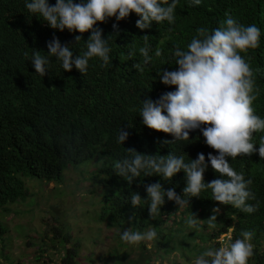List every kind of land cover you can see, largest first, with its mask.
Returning a JSON list of instances; mask_svg holds the SVG:
<instances>
[{"label": "trees", "instance_id": "1", "mask_svg": "<svg viewBox=\"0 0 264 264\" xmlns=\"http://www.w3.org/2000/svg\"><path fill=\"white\" fill-rule=\"evenodd\" d=\"M15 1L21 4L26 2L0 0V211L8 212L10 206L29 197L26 180L60 185L70 168L92 164L94 169L91 171H81L82 175H87L82 179L91 187H102L98 220L106 221L108 227L122 232L127 222L131 230L139 229L141 233L153 227L159 238L154 240L155 249L167 253L169 247H179L184 255L194 259L209 248H219L220 244L215 239L229 229L232 230L230 242L241 239V232L248 230L254 232L251 241L254 255L249 258L248 264H264V161L260 160L258 151L251 156L241 155L234 160L229 158L234 170L242 172L246 180L251 178L253 181L250 190L256 198L247 203L258 205L254 213H245L231 205L214 201L209 189L201 192L200 198H190L189 206L184 208H179L165 196L160 214L152 220L148 203H143L142 208L131 206V193L137 192L142 198H147L146 186L159 182L165 191L174 188L177 195L183 196L185 173H177L172 181L163 180L158 175L144 177L141 173L129 187L127 181L114 170L116 161L132 155L126 149L162 156L172 152L184 156L186 163L203 153L208 164L204 173L205 183L222 178L207 159L209 153H218L206 145L200 129L189 133V141H174L171 134L142 127L138 121L122 127L129 136L123 144L117 143L121 129L116 121L118 114L109 106L116 94L115 77L123 73L117 60L125 50L143 47V36L148 35L155 69L159 72L166 68L176 70L178 65L175 64L174 49L180 47L186 50L198 28L206 27L211 31L219 27L228 12L241 24H256L261 30L259 48L249 49L241 55L256 73L257 98L252 106L255 114L264 119V0H202L199 6H190L191 0H178L174 24L165 21L158 25L153 22L149 29L144 30L136 27L139 17L135 13L121 21H116L115 17L109 18L105 23L98 22L96 25L103 30L102 35L111 48L109 55L112 62L108 67H101L103 62L93 58L89 61L87 73L82 76L75 67L71 72L64 71L61 62L49 57V72L44 77L35 72L30 61L34 49L47 57V43L55 36L62 45H69L74 55H80L86 50V41L91 32L80 34L67 29L63 32L52 29L41 17L27 9L25 13L29 16H25L24 6L20 13L15 11ZM55 2L48 0L49 5H55ZM19 16L25 18L26 28H23ZM114 23L118 24V34L112 27ZM30 30L32 33L28 32ZM15 35L16 38L11 39ZM76 35H82L78 43L75 41ZM43 42L46 50L42 49ZM157 47L162 52L160 57L154 54ZM139 89L145 88L139 84ZM172 90H176L175 86H172ZM262 136L264 132L253 135L252 142L257 149ZM164 141L171 143L165 144ZM213 209L219 211L214 212ZM191 212L200 219L199 231L185 224ZM213 215H216L215 228H210L207 219ZM54 220L57 222L58 219ZM168 223V234L163 230V235H159L162 225L167 227ZM183 230H188V233L181 241H175ZM49 231L52 232L50 236ZM48 232H45V237L61 241L63 247L46 245L40 249L41 254H48L50 247L62 250L69 241V236L66 233L61 235L53 223ZM6 234L7 227L0 220V242ZM199 244L204 245L198 247ZM75 253L74 249H65L58 264H75ZM46 258L50 259L49 256Z\"/></svg>", "mask_w": 264, "mask_h": 264}, {"label": "clouds", "instance_id": "2", "mask_svg": "<svg viewBox=\"0 0 264 264\" xmlns=\"http://www.w3.org/2000/svg\"><path fill=\"white\" fill-rule=\"evenodd\" d=\"M201 2L191 0L190 6H199ZM177 5L178 0H56L55 5H49L48 0H26L25 4L15 1L13 9L20 13L24 6L25 16H29L25 13L27 9L41 17L50 28L60 32L65 29L80 34L91 32L86 41V50L80 55H74L71 47L62 45L55 36L47 43V57L34 49L30 61L35 72L44 77L49 72V57L61 62L64 71L71 72L75 67L82 76L87 73L89 61L93 58L103 62L101 67H108L112 62L109 55L111 48L102 35L103 30L96 27L98 22L105 23L112 17L121 21L135 13L139 17L136 27L141 30L149 29L153 22L159 25L167 21L171 25L175 22ZM225 16L220 26L211 31L206 27L198 28L186 50L180 47L174 49L175 64L178 65L176 70L166 68L159 72L155 69L148 35L143 36V47L129 48L118 57L117 62L123 73L115 77L116 94L109 104L117 112L116 121L121 128L117 143L123 144L129 136L122 127L138 121L142 127L171 134L174 141H189V133L200 129L206 145L218 153H209L207 159L222 178L205 183L204 173L208 164L203 153L186 163L184 156L172 152L162 156L126 149L132 155L116 161L114 170L127 181L129 187L141 173L144 177L158 175L167 181H172L181 171L185 173L183 196L177 195L174 188L165 191L159 182L146 186L147 198H142L137 192L131 193V206L142 208L143 203H148L152 220L160 214L165 196L179 208H184L189 206L190 198H200L201 192L209 189L212 199L220 204L231 205L249 214L258 210V205L247 203L256 198L250 190L252 179L246 180L242 172L234 170L229 158L234 160L241 155L251 156L258 151L260 160L264 161V136L258 149L252 142L254 133L264 132V119L255 114L252 106L257 98L256 73L241 55L249 49L259 48L261 30L256 24H241L228 12ZM19 18L23 28H26L25 18ZM112 27L118 34V24L114 23ZM28 32L32 33L31 30ZM14 38L16 35L11 39ZM81 40L82 35L75 36L76 43ZM42 46L46 50L44 42ZM154 54L160 57V48L157 47ZM139 84L145 89L140 90ZM172 86H175V91ZM132 100L135 103L132 104ZM202 125L205 127L202 128ZM73 169L70 168L65 174ZM213 211L218 212L219 209ZM199 221L191 212L185 224L199 231ZM207 221L210 228H215L216 215ZM228 231L231 239L232 230ZM228 231L220 236L227 235ZM253 236L252 231H242L241 239L234 242L228 239L225 246L203 251L194 264H248L249 258L254 255ZM120 238L128 244L137 245L158 239V234L153 227L144 233L128 228Z\"/></svg>", "mask_w": 264, "mask_h": 264}, {"label": "rangeland", "instance_id": "3", "mask_svg": "<svg viewBox=\"0 0 264 264\" xmlns=\"http://www.w3.org/2000/svg\"><path fill=\"white\" fill-rule=\"evenodd\" d=\"M92 169V164L73 169L60 185L26 180L29 197L10 206L8 212L0 211V220L7 227V234L0 242V264H58L65 249L75 250V264H194L195 259L184 255L179 247H169L165 253L155 249L154 240L137 245L122 241L119 233L130 228L127 222L123 223L122 232L108 227L106 221L100 222L98 202L102 187H91L82 179L87 175L81 174ZM54 219H58L57 222ZM52 223L61 235L69 236V241L64 250L50 247L48 254H41L40 249L46 245L63 247L61 241L45 237ZM168 227L170 223L167 227L162 225L159 235H163V230L168 234ZM186 233L188 230L180 232L175 241H181ZM51 234L49 231L48 236ZM226 236H230V231ZM48 256L50 259L46 258Z\"/></svg>", "mask_w": 264, "mask_h": 264}, {"label": "built area", "instance_id": "4", "mask_svg": "<svg viewBox=\"0 0 264 264\" xmlns=\"http://www.w3.org/2000/svg\"><path fill=\"white\" fill-rule=\"evenodd\" d=\"M226 238H230V236L222 235L216 240L220 244V247L227 245L228 240Z\"/></svg>", "mask_w": 264, "mask_h": 264}]
</instances>
